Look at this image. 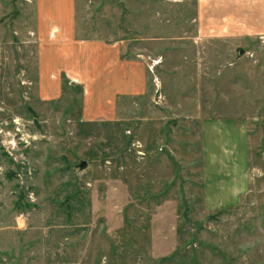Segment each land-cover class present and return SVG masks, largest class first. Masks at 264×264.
<instances>
[{"label": "rangeland", "instance_id": "rangeland-1", "mask_svg": "<svg viewBox=\"0 0 264 264\" xmlns=\"http://www.w3.org/2000/svg\"><path fill=\"white\" fill-rule=\"evenodd\" d=\"M204 3L75 0L78 38L147 70L114 120L85 121L79 86L37 97L33 0H0V264H264V24ZM224 117L248 131L250 188L207 213L200 124Z\"/></svg>", "mask_w": 264, "mask_h": 264}, {"label": "crops", "instance_id": "crops-1", "mask_svg": "<svg viewBox=\"0 0 264 264\" xmlns=\"http://www.w3.org/2000/svg\"><path fill=\"white\" fill-rule=\"evenodd\" d=\"M209 12L219 10L220 26L264 24V0H204ZM32 33L36 42L37 97L51 102L62 85L81 88L85 121L117 116L125 97L144 95L147 70L143 61L123 57L122 45L78 38L75 0H33ZM225 24V25H224ZM201 128V196L207 213L236 207L249 192V136L234 118L203 119Z\"/></svg>", "mask_w": 264, "mask_h": 264}, {"label": "water", "instance_id": "water-1", "mask_svg": "<svg viewBox=\"0 0 264 264\" xmlns=\"http://www.w3.org/2000/svg\"><path fill=\"white\" fill-rule=\"evenodd\" d=\"M242 54H243V50H238V55L241 56ZM85 165H86V162L83 161V162H81V163L79 164L78 167H79L80 169H83V168L85 167Z\"/></svg>", "mask_w": 264, "mask_h": 264}]
</instances>
